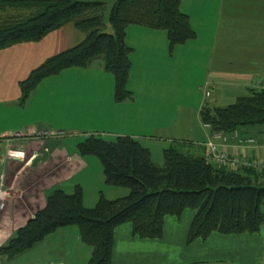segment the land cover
Wrapping results in <instances>:
<instances>
[{
    "label": "crops",
    "instance_id": "1",
    "mask_svg": "<svg viewBox=\"0 0 264 264\" xmlns=\"http://www.w3.org/2000/svg\"><path fill=\"white\" fill-rule=\"evenodd\" d=\"M180 8L189 15L196 36L175 44L172 51L164 29L127 25L125 40L132 47L128 79L131 99H114L113 75L96 59L87 66L66 67L44 77L26 102L19 104V81L46 57L83 39L84 32L72 22L49 31L39 40L0 48V183L8 191L0 201V245L44 207L49 189L64 184L70 192L69 188L74 187L71 182L94 162L92 155H81L76 150L79 137L65 135L62 125L51 116L88 114L91 123L104 125L85 129V134H132L149 148L152 159L161 163L160 154L154 155L153 150L160 153L172 140L202 144L210 136L212 130L201 121L199 108L214 90L225 94L247 89L259 75L264 67V0H181ZM187 62L200 63L202 68V77L193 86V101L178 96L185 92L184 88L180 90L183 80L179 78ZM73 131L75 128L69 129ZM240 131L250 135L245 127ZM256 139L264 143L261 137ZM229 141L237 140L231 137ZM6 148L23 150V157L3 158ZM246 152L255 156L258 150L249 148ZM76 183L82 186L83 204L87 207L96 203L100 191L109 199L126 194L120 188H108L107 193L100 185L86 194L81 181L77 179ZM193 215L194 210L189 208L179 217L166 215L159 239L133 235L129 222L117 225L113 229L109 264L264 263L261 231L212 232L203 240L187 244ZM90 253L91 248L80 240L77 227L69 225L0 264H86Z\"/></svg>",
    "mask_w": 264,
    "mask_h": 264
},
{
    "label": "trees",
    "instance_id": "2",
    "mask_svg": "<svg viewBox=\"0 0 264 264\" xmlns=\"http://www.w3.org/2000/svg\"><path fill=\"white\" fill-rule=\"evenodd\" d=\"M110 1L105 19L109 0H0V48L39 40L67 22L84 32L83 39L46 57L19 81V104L44 77L96 59L113 75L114 99H131L127 25L164 29L170 51L196 36L189 15L180 8L181 0ZM247 91L225 105L205 101L199 108L201 121L212 131L226 132L264 123V88L249 85ZM75 147L81 155L99 158L105 183L126 186L128 192L109 199L100 191L96 203L87 207L79 183L70 192L53 186L45 193L44 207L0 245V261L13 259L59 228L75 225L80 240L91 248L86 264H109L117 225L129 222L133 235L159 239L164 217H179L187 208L194 210L187 244L212 232L256 233L264 224V167L233 169L217 164L205 158L203 143L185 140H172L162 149L163 161L157 163L132 134L106 139L89 132Z\"/></svg>",
    "mask_w": 264,
    "mask_h": 264
},
{
    "label": "rangeland",
    "instance_id": "3",
    "mask_svg": "<svg viewBox=\"0 0 264 264\" xmlns=\"http://www.w3.org/2000/svg\"><path fill=\"white\" fill-rule=\"evenodd\" d=\"M110 4H111V1L109 0V2L107 4V8L105 10V19L107 17V12H108V9L110 7ZM195 11L200 12L201 10H195ZM181 65L182 64L179 63L180 72L182 71ZM185 65H186V69L184 72H181L182 77L179 78L180 80H183V84L181 85L180 90L182 92L183 88H184L185 92L178 95V96H179V99L183 98V99H185V101H193L196 98L195 97L196 96L195 95L196 90H194L193 86H194V84L197 85L198 79L200 77H202V76H200L202 74V68H201V64L196 63V62H187ZM198 68L199 69L201 68V69L198 70ZM202 90H203V88H202ZM230 92H232V93H230ZM247 92L248 91L245 88H239L238 90L229 91L228 93H225V94L222 92L219 93V91L217 92L216 90H214L208 96L207 99H208V102L210 104L225 105V104H228V103L234 101L238 95H243V94H246ZM82 115H83L82 117H79L80 116L79 115L77 117H64V118L59 117V116H51L50 119H53V121H55V123L62 125L61 129H64L62 132L65 135L68 136V134H73V135L79 137V139L85 135V133L83 132L85 129H91L93 127L99 128V127H102L101 125H104V124H101L100 122H97V121H95L96 124L91 123L89 121L88 114L84 115V113H82ZM104 127H108V126H104ZM110 127H112V129L115 128L114 126H110ZM70 128H75V131L69 132ZM245 128L248 130L247 132L250 135H243V134H241L240 128H238V129L236 128L237 132H238V137L249 136V137H253L256 142L262 143L256 139V136L261 137L264 140V123L247 125ZM96 133L101 134L106 139H113L115 137V136H111V135L104 134L101 132H96ZM231 133H232L231 131L227 132L228 135H230ZM253 135H255V136H253ZM262 144H264V143H262ZM262 150H263V152H261ZM158 151L153 150V154L154 155H157V153H158V155L160 154L161 162H162V159H163L162 151L160 153ZM259 152L264 154V147L259 149L258 153ZM90 155H92L95 158L94 162L91 161L88 171H86V172L82 173L80 176L76 177V179H74L71 182V184L74 185L77 182V179H79L83 185V188H84V191L86 194H89V193H91V191H94L96 186H98V185H100L99 187L101 188V190H103L107 193H109L108 188H113L115 190L117 188H120L122 190H125L124 193H127L128 188L126 186H116V185L105 183L103 171H102V164H101L99 158L94 154H90ZM62 187L65 188L66 185L63 184ZM65 189H66V191H68L67 187ZM69 189H71V191H72V187H70ZM113 195H115V194H113ZM262 210L264 211V206H262ZM260 231H261V235L264 236V224L261 226ZM221 260H223V259H221ZM226 260H228V261H226ZM226 260H223V261L224 262H231L229 259H226ZM208 264H220V261H218L216 263L213 261H210V262H208Z\"/></svg>",
    "mask_w": 264,
    "mask_h": 264
},
{
    "label": "built area",
    "instance_id": "4",
    "mask_svg": "<svg viewBox=\"0 0 264 264\" xmlns=\"http://www.w3.org/2000/svg\"><path fill=\"white\" fill-rule=\"evenodd\" d=\"M251 86L264 88V67L259 75L250 82ZM205 95L209 90H205ZM207 124V123H206ZM208 125V124H207ZM230 135L224 130H214L208 138L203 141L205 146V158L209 161L221 165H227L230 168L251 167L255 170H261L264 167V154L259 152L255 156L249 155L246 150L255 148L257 150L264 147V144L258 143L253 137H238L237 129L234 128ZM236 138V142L230 143V138ZM230 147H233L232 149ZM23 157V150H14L6 148L3 152L5 159H20ZM1 176V174H0ZM8 191L0 183V201L5 199ZM2 203L0 202V206Z\"/></svg>",
    "mask_w": 264,
    "mask_h": 264
}]
</instances>
